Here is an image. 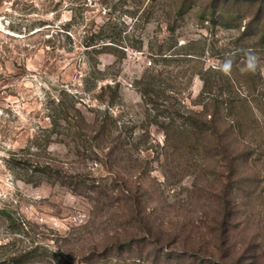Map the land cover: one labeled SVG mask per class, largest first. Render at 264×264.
Returning <instances> with one entry per match:
<instances>
[{
    "label": "rangeland",
    "instance_id": "obj_1",
    "mask_svg": "<svg viewBox=\"0 0 264 264\" xmlns=\"http://www.w3.org/2000/svg\"><path fill=\"white\" fill-rule=\"evenodd\" d=\"M201 76L249 110L215 131ZM4 208L0 264H264V0H0Z\"/></svg>",
    "mask_w": 264,
    "mask_h": 264
},
{
    "label": "trees",
    "instance_id": "obj_2",
    "mask_svg": "<svg viewBox=\"0 0 264 264\" xmlns=\"http://www.w3.org/2000/svg\"><path fill=\"white\" fill-rule=\"evenodd\" d=\"M104 50V48H103ZM101 53V52H100ZM191 55V54H187ZM159 58L160 60L157 61H162L164 63H169V62H175L178 61L177 58H173L174 56H167L165 54L160 53ZM192 59V58H188ZM202 80L204 82L203 84V89L201 90V93L199 95V98L202 102H205V110L206 111H211L212 112V120L210 121V124L213 126V128H217V121L220 117L221 114V107L223 104L227 105V112H230V116H238L241 111H247V101H245L244 104H239L240 102L228 99L226 101H219L218 99L212 97V90L214 89V84L211 83L207 78H204V76H201ZM165 83L164 79H160L159 76H154V75H147L146 77L142 78L141 81L138 82V84L141 85V88L139 92L141 95L147 99L149 98L151 101L152 96H167V91L163 90H156L155 86L157 83ZM116 87L119 86V84H115ZM107 89H111L112 85H106ZM105 87H102V90H106ZM173 89H175V86H172ZM233 86H231L230 89H232ZM181 92H174V94H180ZM171 95V94H169ZM167 97H172V96H167ZM208 100V102H206ZM222 104V105H221ZM61 107V115H58L57 120L52 121L53 128H59L61 126L60 122H64L67 124V130L69 131V135L72 137V140L77 143L78 140L82 139V137L85 135V124L83 120H81V115L79 114L80 112L77 111V109L72 108L69 109L67 107H64L63 104L60 105ZM210 109V110H208ZM80 117H79V116ZM192 125L196 127H199V123L197 121H193ZM101 129L104 131L106 130V126L102 125L100 126ZM216 131V129H215ZM36 169L40 171L43 175H47L51 177V179L54 178V181H58L59 183L66 184L65 179L58 173V174H53L51 165H46V164H37ZM68 183V182H67ZM72 183V182H69ZM0 217L6 219L8 223V227L12 230V233L19 234L21 231L25 230V222L21 221L20 219L16 218L13 216V214L6 208L3 210H0ZM40 256L36 252L35 249H25V250H19V252L15 253L13 256L9 258L8 261H5L4 263L8 264H32V263H39L40 262Z\"/></svg>",
    "mask_w": 264,
    "mask_h": 264
}]
</instances>
